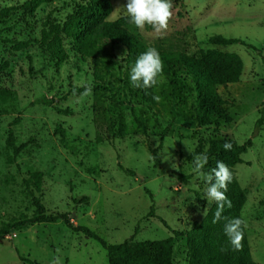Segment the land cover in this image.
<instances>
[{
    "label": "rangeland",
    "instance_id": "1",
    "mask_svg": "<svg viewBox=\"0 0 264 264\" xmlns=\"http://www.w3.org/2000/svg\"><path fill=\"white\" fill-rule=\"evenodd\" d=\"M25 1L0 0V11L17 8L0 23V88L16 96L0 102V225L32 214L24 180L39 172V197L47 215H66L73 227L87 228L108 245L172 237L173 264H187L186 232L203 219V210L208 211L214 201H208L207 183L197 177L193 161L186 158L195 150L198 138H205L213 128L198 129L182 118L172 122L159 96L162 103L149 111L158 113L151 117L153 126L146 136L128 134L98 142L99 110L94 108L93 93L82 100L81 93H69L71 87L93 85V61H82L65 40L68 58L57 66L34 41L39 40L47 15L61 22L82 0H57L31 14L20 9ZM125 2L111 0L108 21L128 17L122 6ZM172 3L173 17L164 33L156 34L150 26L141 31L130 21L128 29L150 47L155 43L172 45L190 56L216 49L242 59L240 81L217 88L227 118L218 132L239 145L252 141L242 163L232 170L246 194L241 215L252 259L264 264V120L256 129L257 121L262 114L264 117V0ZM212 36L238 39L246 45H211L208 39ZM20 41H28V47L15 50L13 42ZM157 90L158 94L166 90L162 78ZM41 96L51 100L50 105H35ZM58 109L69 114H60ZM125 114L131 128L128 105ZM169 124L171 131L161 136L160 129ZM9 133L15 146L25 144L17 155L7 145ZM149 148H158L159 165ZM119 166L132 170L135 176L124 174ZM179 170L192 174L191 180L181 183ZM83 196L89 198L88 203H78ZM57 257L61 264H108L107 252L98 241L68 228L63 220L31 225L0 239V264H51Z\"/></svg>",
    "mask_w": 264,
    "mask_h": 264
},
{
    "label": "trees",
    "instance_id": "2",
    "mask_svg": "<svg viewBox=\"0 0 264 264\" xmlns=\"http://www.w3.org/2000/svg\"><path fill=\"white\" fill-rule=\"evenodd\" d=\"M57 0H26L20 6L25 14H31L41 5L51 4ZM17 8H4L0 11L1 18L10 16ZM112 11L111 0H82L75 3L72 11L64 20L58 22L46 16L42 23L39 40H34L45 48L50 61L58 66L68 58L64 41L68 40L74 54L82 61L91 59L93 85V105L99 110V129L101 135L98 142L109 139H122L128 134L146 136L153 126L152 116L158 110L150 113L151 108H158L162 102H157L153 97L161 96L169 110L172 122L177 118L193 122L198 129L213 128L205 138H198L195 150L186 158L188 162L200 153H206L209 162L203 171L210 172L217 161H223L232 171L237 164L242 163V155L252 146V141L239 145L230 141L218 132L220 123L226 122L224 102L221 100L217 88L240 81L243 73V61L235 53L223 52L216 49L200 51L197 56H190L182 50L175 49L172 45L155 43V47L163 60V74L158 78V83L149 89L134 88L130 83V71L137 57L145 52L148 46L142 37L128 29L129 17H122L116 21H108ZM209 44L228 46L243 44V41L222 36H212ZM15 50H24L28 41L13 42ZM3 67H6L4 64ZM162 78L166 85L165 92L158 94L159 79ZM86 86V85H85ZM82 87H71L69 93H82ZM13 92L0 88V102L15 100ZM191 99V103L188 101ZM51 100L44 96L37 98L35 105H50ZM125 105L129 106L133 126L128 128L126 122ZM264 106V103L263 105ZM60 114L68 115V110H57ZM262 111V110H261ZM1 112V110H0ZM263 114L256 124L259 129L263 123ZM157 123V119L153 120ZM171 131V124L160 129V135L166 136ZM231 142L233 147L225 151L224 143ZM7 145L14 153L19 154L24 145L15 146L12 133H9ZM155 164L159 165L158 148H149ZM126 175L135 176V172L119 166ZM192 174L178 172L181 183L191 180ZM33 207L30 216L20 215L0 225V239L22 228L35 224L54 223L63 220L68 228L82 231L85 235L98 241L107 252L108 264H173L174 239L169 237L164 240L124 241L119 244H106L98 236L84 227H73L66 215H47L40 200L42 174L35 172L24 180ZM150 199L153 201L149 191ZM227 197L232 202V207L225 206L223 217L228 220L242 218L241 211L246 203V194L233 173V180L228 185ZM89 198L83 196L78 203H88ZM217 205L214 201L207 211V215L186 232V258L187 264H256L251 256L245 228L244 239L240 250L233 249L224 232L227 222L221 219L213 223ZM154 215V205L150 207L149 216ZM161 222L165 224L163 220ZM174 235H180L173 231Z\"/></svg>",
    "mask_w": 264,
    "mask_h": 264
},
{
    "label": "clouds",
    "instance_id": "3",
    "mask_svg": "<svg viewBox=\"0 0 264 264\" xmlns=\"http://www.w3.org/2000/svg\"><path fill=\"white\" fill-rule=\"evenodd\" d=\"M122 6L125 14L130 19V23L141 31L146 26H150L156 34H162L168 29L169 21L173 17L172 0H126ZM163 69L164 64L159 51L155 47H149L137 57L131 68L130 83L134 88H152L158 83V78L163 74ZM91 93V86H85L79 99L82 100L90 96ZM153 98L157 102L160 101L159 96ZM232 147V143L228 141L223 145L225 151L232 150ZM208 162L209 157L206 153L195 155L193 157L194 172L199 179H202L208 185L206 189L208 201L216 202L217 208L213 223L219 222L222 218L227 220L224 225V232L233 249L240 250L244 239L243 228L247 226L246 221L239 217L228 220L227 217L222 216L225 206L232 207V202L226 193L229 183L233 180V173L223 161H217L216 166L206 173L203 169ZM172 167H175V165L172 164ZM202 214L207 215V208L203 210ZM57 251L59 252V249ZM51 264H61L59 257L54 259Z\"/></svg>",
    "mask_w": 264,
    "mask_h": 264
}]
</instances>
